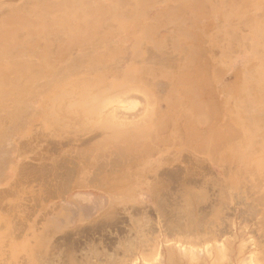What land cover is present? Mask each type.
I'll use <instances>...</instances> for the list:
<instances>
[{
    "label": "rangeland",
    "instance_id": "obj_1",
    "mask_svg": "<svg viewBox=\"0 0 264 264\" xmlns=\"http://www.w3.org/2000/svg\"><path fill=\"white\" fill-rule=\"evenodd\" d=\"M0 83V264H264V0H0Z\"/></svg>",
    "mask_w": 264,
    "mask_h": 264
},
{
    "label": "bare ground",
    "instance_id": "obj_2",
    "mask_svg": "<svg viewBox=\"0 0 264 264\" xmlns=\"http://www.w3.org/2000/svg\"><path fill=\"white\" fill-rule=\"evenodd\" d=\"M154 2H156V1H154ZM49 3H50V2H49ZM53 3H54V2H53ZM58 3H59V2H58ZM143 3H144V1H143ZM55 4H56V3H55ZM147 4H149V3H147ZM152 5H153V4H152ZM152 5H150V6H152ZM55 6H56V5H55ZM139 6H140V5H139ZM142 6H143V5H142ZM98 10H99V9H98ZM83 30H84V29H83ZM84 33H85V32H84ZM133 72H134V71H133ZM90 79H91V78H90ZM120 79H121V78H120ZM142 79H144V78H142ZM8 82H10V81H8ZM1 83H2V82H1ZM1 83H0V85H1ZM1 86H3V84H2ZM8 86H9V85H8ZM141 86H142V85H141ZM139 87H140V86H139ZM124 88H125V87H124ZM144 88H145V87H144ZM5 89H6V88H5ZM134 89H135V88H134ZM140 89H141V87H140ZM1 90H2V88L0 89V91H1ZM123 90H124V89L122 88V91H123ZM142 90H144V89L142 88ZM129 91H130V90H129ZM176 91H177V90H176ZM2 92H3V91H2ZM61 92H62V91H61ZM116 92H117V91H116ZM120 92H121V91H120ZM125 92H126V91H125ZM125 92H124V95L127 93V92H126V93H125ZM3 93H4V92H3ZM145 93H146V92H145ZM170 93H171V92H170ZM61 94H62V93H61ZM101 94H102V93H101ZM101 94H99V95H101ZM127 94H128V93H127ZM146 94H147V93H146ZM97 95H98V94H97ZM97 95L94 94L95 97H96ZM120 95H121V94H120ZM120 95H119V96H120ZM124 95H123V96H124ZM102 96L104 97V95H102ZM102 96H101V97H102ZM116 96H117V95H116ZM126 96H127V95H126ZM149 96L151 97L150 94H149ZM149 96H148V98H149ZM59 97H60V96H59ZM63 97H64V95H63ZM101 97L99 96V98H101ZM106 97H107V96H106ZM107 98H108V97H107ZM107 98H106V99H107ZM74 99H75V98H74ZM94 99L97 100V98H94ZM102 99H103V98H102ZM109 99H111V97H110ZM100 100H101V99H100ZM152 100H153V99H152ZM56 101H57V100H56ZM93 101H94V100H93ZM98 101H99V100H97V102H98ZM120 101H121V100H120ZM124 101H125V100H124ZM131 101H132V100H131ZM94 102H95V101H94ZM97 102H96V104H98ZM99 102H102V100L99 101ZM122 102H123V101H122ZM91 103H92V102H91ZM111 103H112V102H111ZM169 103H170V102H169ZM94 104H95V103H94ZM96 104H95V106H96L97 109H96V108H95V109H96V112H97L98 109L101 110V109H100V107H101L100 104H101V103L99 104V108H98V105H96ZM121 104H122V103H121ZM125 104H126V102H125ZM131 104H132V103H131ZM85 105H86V104H85ZM89 105H91V104H89ZM116 105H117V103H116ZM118 105H120V104L118 103ZM53 106H54V105H53ZM92 106H93V105H92ZM121 106H122V105H121ZM128 106H129V105H128ZM132 106H133V105H132ZM78 107H79V106H78ZM85 107H88V106H85ZM129 107H131V106H129ZM80 108H81V107H80ZM88 108H89V111H92V110L90 109L91 107H88ZM101 108H102V107H101ZM124 108H126V107H124ZM127 108H128V107H127ZM198 108H199V107H198ZM95 109H94V110H95ZM102 109H103V108H102ZM115 109H117V108L115 107ZM125 111H126V110H125ZM129 111H130V110H129ZM132 111H133V110H132ZM96 112H95V113H96ZM115 112H116V111H115ZM123 112H124V110H123ZM229 112H230V111H229ZM71 113H72V112H71ZM95 113H94V114H95ZM113 113H114V111H113ZM125 113H126V112H125ZM87 114H89L88 116H91L90 113H87ZM94 114H93V116H94ZM111 114H112V113H111ZM221 114H222V113H221ZM231 114H232V113H231ZM114 115H115V114H114ZM119 115H120V114H119ZM112 116H113V114H112ZM116 116H117V114H116ZM106 117H107V116H106ZM109 117H110V116H109ZM129 117H130V116H129ZM213 117H214V116H213ZM84 118H85V117H84ZM85 119H87V118H85ZM93 119H94V118H93ZM109 119H110V118H109ZM118 119H119V118H118ZM124 119H125V117H124ZM111 120H112V119H111ZM60 121H61V120H60ZM109 121H110V120H109ZM109 121H108V122L106 121V122L109 124ZM113 121H114V119H113ZM116 121H117V120H116ZM106 122H104V123H106ZM123 122H124V121H123ZM219 122H220V121H219ZM134 124H135V123H134ZM142 124H143V123H142ZM89 125H90V123H89ZM102 125H103V124H102ZM131 125L133 126V124H131ZM107 126H108V125H107ZM110 126L112 127L111 122H110L109 127H110ZM115 126H116V125H115ZM129 126H130V125H129ZM102 127H103V126H102ZM104 127H105V126H104ZM109 127H108V128H109ZM117 127L120 128L119 124H118ZM135 127H136V126H135ZM139 127H140V126H139ZM169 127H170V126H169ZM254 127H255V126H254ZM100 128H101V127H100ZM112 128H113V127H112ZM131 128H132V127H131ZM131 128H128V129L131 130ZM140 128H141V127H140ZM221 128L223 129V127H221ZM106 129H107V128H106ZM113 129H114V128H113ZM115 129H116V128H115ZM115 129H114V130H115ZM238 129H240V128L238 127ZM109 130H110V129H109ZM132 130H133V129H132ZM136 130H137V128H136ZM104 131H105V130H104ZM111 131H112V130H111ZM125 131H126V130H125ZM143 131H144V130H143ZM220 131H221V130H220ZM71 132H72V131H71ZM100 132H101V131H100ZM132 132H133V131H132ZM222 132H223V131H222ZM113 133L115 134L116 131L113 132ZM123 133H125V132H123ZM126 133H127V131H126ZM215 133H216V132H215ZM117 134H118V133H117ZM97 135H98V134H97ZM101 135H102V134H101ZM101 135H100V136H101ZM107 135H109V134H107ZM115 135H116V134H115ZM125 135H126V134H125ZM95 136H96V135H95ZM109 136H110V135H109ZM97 137H98V136H97ZM105 137H106V136H105ZM118 137H119V136H118ZM217 137H218V136H217ZM223 137H224V136H223ZM255 137H256V135H255ZM114 138H115V137H114ZM219 138H220V137H219ZM219 138H218V140H219ZM92 139H93V138H92ZM103 139H105V138H103ZM232 139H233V138H232ZM262 139H263V138H262ZM116 140H118V139H116ZM221 140H222V138H221ZM229 140H230V139H229ZM219 141H220V140H219ZM262 141H263V140H262ZM115 142H116V141H115ZM91 143H92V142H91ZM263 143H264V142H263ZM92 144H93V143H92ZM216 144H217L216 146H218L219 142L217 141ZM83 145H84V144H83ZM220 145H221V143H220ZM222 145H223V144H222ZM92 146H93V145H92ZM213 146H214V145H213ZM84 147H85V146H84ZM220 147H222V146H220ZM220 147H219V148H220ZM87 148H88V147H87ZM93 149H94V148H93ZM220 149H221V148H220ZM217 151L219 152V150H217ZM86 152H87V151H86ZM87 153H88V152H87ZM217 154H218V153H217ZM4 156H5V155H4ZM4 159H5V157H4ZM65 161H66V160H65ZM117 162H118V161H117ZM216 162H217V161H216ZM71 163H72V162H71ZM226 165H227V164H226ZM226 165H225V166H226ZM224 168H225V167H224ZM48 170H50V169H48ZM59 170H60V169H59ZM223 170H224V169H223ZM34 171H35V169H34ZM46 172H47V171H46ZM60 172H61V171H60ZM60 172H59V173H60ZM41 173H43V172H41ZM248 173H249V172H248ZM171 174H172V173H171ZM181 174H182V173H181ZM193 174H195V173H193ZM51 175H53V174H51ZM51 175L49 174V175H46V176H51ZM60 175H61V174H60ZM98 176H99V175H98ZM41 177H42V176H41ZM186 177H187V176H186ZM247 177H248V176H247ZM49 178H50V177H49ZM52 178H53V177H52ZM159 178H160V176H159ZM193 178H194V177H193ZM193 178H192V179H193ZM257 178H258V177H257ZM46 179H47V178H46ZM46 179H45V180H46ZM258 180H259V179H258ZM260 180H262V179H260ZM263 180H264V179H263ZM254 181H256L255 178H254ZM248 182H249V181H248ZM258 182H259V181H258ZM43 183H44V182H43ZM201 183H202V182H201ZM215 183H216V182H215ZM252 183H253V182H252ZM39 184H40V183H39ZM52 184H53V182H52ZM253 184H254V183H253ZM258 184H259V183H258ZM260 184H261V181H260ZM240 185H241V184H240ZM49 186H50V185H49ZM54 186H55V185H54ZM170 186H171V185H170ZM251 186H254V185L251 184ZM261 186H262V185H261ZM261 186H260V188H261ZM47 187H48V186H47ZM240 187H241V186H240ZM242 187H243V185H242ZM50 188H51V187H50ZM237 188H239V187H237ZM171 189H172V188H171ZM239 189H240V188H239ZM241 189H243V188H241ZM248 189H250V188H249V185H248L247 191H248ZM251 189H253V188H251ZM257 189L259 190V188H257ZM217 190H218V189H217ZM245 190H246V189H245ZM129 191H130V190H129ZM249 191H251V190H249ZM249 191H248V192H249ZM263 191H264V190H263ZM51 192H52V191H51ZM232 192H233V191H232ZM240 192H241V191H240ZM248 192H246V194H248ZM252 192H255V191L253 190ZM252 192H251V193H252ZM45 193H46V192H45ZM237 193H238V191H237ZM262 193H264V192H262ZM228 195H229V194H228ZM250 195H251V194H250ZM169 196H170V195H169ZM222 196H223V195H222ZM252 196H253V195H252ZM257 196H259V195H257ZM262 196H263V195H262ZM166 197H168V196H166ZM172 197H173V195H172ZM208 197H209V196H208ZM228 197H229V196H228ZM233 197H234V196H233ZM239 197H241V196H239ZM239 197H238V198H239ZM164 199H165V198H164ZM169 199H171V198H169ZM175 199H176V198H175ZM221 199H222V198H221ZM230 199H231V198H230ZM240 199H241V198H240ZM252 199H253V198H252ZM252 199H250V202H251ZM254 199H256V198H254ZM171 200H172V199H171ZM222 200H223V199H222ZM227 200H228V199H227ZM244 200H245V199H244ZM179 201H180V200H179ZM225 201H226V200H225ZM242 201H243V200H242ZM256 201H259V200H256ZM260 201H261V200H260ZM260 201H259L258 203H260ZM261 202H262V201H261ZM178 203H179V202H178ZM221 203H222V201H221ZM223 203H224V202H223ZM226 203H227V201H226ZM86 204H87V203H86ZM100 204H101V203H100ZM261 204H262V203H261ZM261 204H260V205H261ZM263 204H264V203H263ZM263 204H262V206H263ZM90 205H91V203H90ZM90 205H88V206H90ZM98 205H99V204H98ZM101 205H102V204H101ZM101 205H100V206H101ZM158 205H159V204H158ZM161 205H162V204H161ZM179 205H180V203H179ZM222 205H224V204H222ZM222 205H220V206H222ZM227 205H228V204H227ZM238 205H239V204H238ZM95 206H96V205H95ZM218 206H219V205H218ZM256 206H258V205L256 204ZM229 207H230V206H229ZM245 207H248V206H245ZM252 207H255V206H252ZM98 208H99V207H98ZM171 208H172V207H171ZM213 208H214V207H213ZM160 209H161V208H160ZM168 209H169V208H168ZM221 209H222V208H221ZM241 209H242V208H241ZM249 209H251V207H249ZM253 209H255V208H253ZM260 209H261V207H260ZM87 210H88V209H87ZM92 210H93V209H92ZM134 210H136V209H134ZM199 210H200V209H199ZM219 210H220V209H219ZM255 210H256V209H255ZM255 210H254V211H255ZM257 210H258V209H257ZM257 210H256V211H257ZM145 211H146V210H145ZM147 211H148V210H147ZM181 211H182V209H181ZM192 211H193V208H192ZM208 211H209V210H208ZM223 211H224V209H223ZM226 211H227V210H226ZM233 211H234V210H233ZM244 211H245V210H244ZM244 211H243V212H244ZM254 211H253V212H254ZM256 211L254 212L255 215L259 212V210H258L257 212H256ZM162 212H163V211H162ZM169 212H171V211H169ZM224 212H225V211H224ZM248 212H249V211H248ZM248 212H247V213H248ZM250 212H251V210H250ZM181 213H182V212H181ZM208 213H209V212H208ZM244 213H245V212H244ZM244 213H243V214H244ZM189 214H190V213H189ZM191 214H193V212H191ZM191 214H190V215H191ZM202 214H203V212H202ZM209 214H210V213H209ZM209 214H208V215H209ZM239 214H240V213H239ZM251 214L253 215V213H251ZM251 214L249 213V215H251ZM149 215H150V214H149ZM173 215H175V214H173ZM252 215H251V217H252ZM257 215H259V214H257ZM262 215H264V213H262ZM166 216H167V214H166ZM183 216H184V214H183ZM247 216H248V215H247ZM253 216H254V215H253ZM148 217H149V216H148ZM218 217H219V216H218ZM161 218H163V217H161ZM179 218H180V217H179ZM208 218H209V217H208ZM256 218H257V216H256ZM201 219H202V218H201ZM209 219H210V218H209ZM218 219H219V218H218ZM136 220H138V219H136ZM147 220H149V219H147ZM167 220H169V219H167ZM213 220H214V219H213ZM149 221H150V220H149ZM149 221H148V223H149ZM209 221H210V220H209ZM243 221H244V220H243ZM260 221L263 222V220H260ZM68 222H69V223H72L71 220L68 221ZM161 222H162V220H161ZM164 222H165V220H164ZM166 222H167V221H166ZM170 222H171V221H170ZM170 222H169V223H170ZM172 222H173V221H172ZM177 222H178V221H177ZM180 222H181V220H180ZM189 222H190V221H189ZM218 222H219V221H218ZM218 222H217V223H218ZM244 222H246V221H244ZM257 222H258V221H257ZM262 222H261V224H262ZM75 223H76V222H75ZM138 223H139V222L137 221V224H138ZM144 223H145V222H144ZM175 223H176V222H175ZM181 223H182V222H181ZM217 223H216V224H217ZM241 223H242V222H241ZM246 223H247V222H246ZM255 223H256V222H255ZM110 224H111V223H110ZM135 224H136V222H135ZM149 224H151V223H149ZM152 224H153V223H152ZM170 224H171V223H170ZM172 224H173V223H172ZM176 224H177V223H176ZM176 224H175L176 227H174V228H173V226L171 225L172 227H171V228H168V232H173V231H175L176 228H177V225H176ZM199 224H200V223H199ZM207 224H208V223H207ZM210 224H211V223H210ZM256 224L259 225L260 223H256ZM144 225H145V224H144ZM156 225H157V224H156ZM173 225H174V224H173ZM181 225H182V224H181ZM205 225H206V224H205ZM208 225H209V224H208ZM263 225H264V224H263ZM263 225H262V226H263ZM96 226H97V225H96ZM139 226H140V225H139ZM148 226H149V225H148ZM211 226H212V224H211ZM222 226H223V225H222ZM162 227H163V226H162ZM164 227H165V226H164ZM181 227H182V226H181ZM200 227H202V226H200ZM219 227H220V226H219ZM225 227H226V226H225ZM260 227H261V226H260ZM100 228H102V227H100ZM148 228H149V227H148ZM189 228H190V227H189ZM202 228H203V227H202ZM202 228H201V229H202ZM213 228H214V227H213ZM217 228H218V227H217ZM217 228H216V230H217ZM220 228H221V227H220ZM256 228H257V226H256ZM258 228H259V227H258ZM263 228H264V227H263ZM263 228H262V230H263ZM141 229H142V228H141ZM177 229H180V228H177ZM199 229H200V228H199ZM210 229H211V228H210ZM218 229H219V228H218ZM224 229H226V228H224ZM259 229H260V228H259ZM145 230H146V229H145ZM147 230H148V229H147ZM147 230H146V231H147ZM149 230H151V229H149ZM149 230H148V231H149ZM208 230H209V228H208ZM243 230H244V229H243ZM260 230H261V229H260ZM96 231H97V230H96ZM119 231H120V230H119ZM128 231H129V230H128ZM148 231H147V232H148ZM201 231H202V230H201ZM227 231H228V230H227ZM165 232H167V230H166ZM177 232H178V231H177ZM179 232H180V231H179ZM218 232H219V231H218ZM218 232H217V233H218ZM251 232H252V231H251ZM82 233H83V232H82ZM91 233H92V232H91ZM150 233H151V232H150ZM174 233H175V232H174ZM214 233H215V232H214ZM219 233H220V232H219ZM258 233H259V232H258ZM21 234H22V233H21ZM21 234H20V235H21ZM80 234H81V233H80ZM89 234H90V233H89ZM109 234H110V233H109ZM158 234H159V233H158ZM168 234H169V233H168ZM222 234H223V233H222ZM261 234H263V233L261 232ZM17 235H19V234H17V233H12V232L10 233V247H9V252H8V258H9V260H10L11 262H13L14 258H16V254H17V257H18L19 252H20V250H21V247H19V246H17V245H16V246L13 245V240H15V238H18ZM20 235H19V237H20ZM76 235H77V234H76ZM128 235H129V232H128ZM149 235H150V234H149ZM149 235H148V236H149ZM166 235H167V234H166ZM178 235H180V234H178ZM186 235H187V234H186ZM47 236H48V237H47ZM47 236H45V237L49 238L50 235H47ZM146 236H147V234H146ZM157 236H158V235H157ZM159 236H160V235H159ZM159 236H158V237H159ZM183 236H184V234H183ZM202 236H204V235H202ZM205 236H206V235H205ZM263 236H264V235H263ZM45 237H41L39 240H42V238H43V241H46L47 239H46ZM50 237H51V236H50ZM69 237H70V235H65L64 238H67V240H68ZM132 237H133V236H132ZM141 237H143V236L141 235ZM165 237H166V236H165ZM180 237H181V236H180ZM180 237H179V239H180ZM206 237H207V236H206ZM135 238H136V237H135ZM145 238H147V237H145ZM149 238H150V237H149ZM175 238H176V237H175ZM86 239H87V237H86ZM92 239H93V238H92ZM140 239H141V238H140ZM147 239H148V238H147ZM187 239H188V238H187ZM187 239H186V240H187ZM257 239H258V238H257ZM259 239H260V238H259ZM263 239H264V237H263ZM82 240H83V239H82ZM113 240H114V239H113ZM137 240H139V239L137 238ZM155 240H156V239H155ZM173 240H174V239H173ZM204 240H205V239H204ZM213 240H214V239H213ZM216 240H217V239H216ZM226 240H227V239H226ZM110 241H111V240H110ZM141 241H142V240H141ZM170 241H171V240H170ZM192 241H194V240H192ZM62 242H63V241H62ZM74 242H75V241H74ZM106 242H107V241H106ZM113 242H114V241H113ZM115 242H116V241H115ZM155 242H156V241H155ZM165 242H166V240H165ZM167 242H168V240H167ZM172 242H173V241H172ZM183 242H184V241H183ZM197 242H198V241H197ZM95 243H96V242H95ZM95 243H94V244H95ZM142 243H143V242H142ZM149 243H150V242H149ZM179 243H180V242H179ZM187 243H188V242H187ZM207 243H208V241H207ZM122 244H123V243H122ZM126 244L131 245L132 243H131V241H130V244H129V243H126ZM147 244H148V243H147ZM147 244H146V245H147ZM188 244H189V243H188ZM259 244H260V243H259ZM75 245H76V244H75ZM84 245H85V244H84ZM111 245H112V244H111ZM111 245H109V246H111ZM114 245H115V244H114ZM144 245H145V244H144ZM144 245H143V246H144ZM155 245H157V244H155ZM167 245H168V244H167ZM226 245H227V244H226ZM228 245H229V244H228ZM80 246H81V245H80ZM93 246H94V245H93ZM125 246H126V245H125ZM147 246H148V245H147ZM152 246H153V245H152ZM257 246H258V245H257ZM259 246H260V245H259ZM18 247H19V248H18ZM136 247H137V246H129V247L126 246L125 248H123V253L125 252V254L128 253V254L131 255V254L134 253V251L137 249ZM170 247H171V246H170ZM247 247H248V246H247ZM73 248H74V247H73ZM83 248H84V247H83ZM117 248H118V247H117ZM119 248H120V247H119ZM147 248H148V247H147ZM151 248H152V247H151ZM222 248H223V247H222ZM43 249H44V248H43ZM95 249H98V248H95ZM111 249H113V248H111ZM142 249H143V248H142ZM144 249H145V248H144ZM158 249H159V248H158ZM224 249H225V248H224ZM261 249L264 250V247L261 248ZM74 250H75V249H74ZM89 250H90V249H89ZM100 250H101V249H100ZM100 250H97V251H100ZM104 250H105V247H104ZM104 250H103V251H104ZM148 250H149V249H148ZM187 250H188V249H187ZM226 250H227V249H226ZM82 251H83V250H82ZM97 251H94V248H93V252H92L93 254L90 252V253H86V256L84 255V257H85V259H86L85 264H99V263L103 262V260H104V259H102L103 254H100V252L98 253ZM105 251H106V250H105ZM117 251H118V250H117ZM117 251H116V252H117ZM120 251H121V249H120ZM143 251L146 252L147 250H143ZM169 251H173V250H169ZM177 251H178V250H177ZM182 251L185 252L186 249L183 250V248H182ZM197 251H199V250H197ZM88 252H89V251H88ZM114 252H115V251H114ZM141 252H142V250H141ZM188 252H189V251H188ZM262 252L264 253V251H262ZM46 253H47V252H44V250H42V252L40 253V254H41V258L38 259L39 262H41L42 264H53V263H54V262H53L54 257H53L52 260H46V255H47ZM75 253H76V252H75ZM81 253H82V252H81ZM102 253H103V252H102ZM149 253H151V251H150ZM153 253L155 254V252H153ZM185 253H187V252H185ZM190 253L193 254L194 251H193V250H192V251L190 250ZM258 253L260 254V252H258ZM87 254H88V255H87ZM90 254H91V255H90ZM125 254H123V255H125ZM145 254H146V253H145ZM145 254H144V255H145ZM147 254H148V253H147ZM154 254H153V255H154ZM157 254H158V253H157ZM157 254H156V255H157ZM171 254H172V253H171ZM14 255H15V256H14ZM81 255H82V254H81ZM105 255H106V254H105ZM123 255H122V256H123ZM140 255H141V254H140ZM142 255H143V254H142ZM142 255H141V256H142ZM149 255H150V254H149ZM168 255H169V259H168V257H167V259H168V260H167V261H168L167 263H168V264H175L176 262H177V264H178V261L176 260L177 258L175 259V260H176V262H175V260H174L175 256H172L173 254H172L171 256H170V254H168ZM168 255H167V256H168ZM178 255H180V253H178ZM185 255H187V254H185ZM193 255H194V254H193ZM237 255H238V253H237ZM50 256H51V254H50ZM88 256H89V258H87ZM259 256L262 257L261 255H259ZM107 257H108V258H107ZM125 257H126V255H125ZM125 257H124V258H125ZM132 257H133V256H132ZM134 257H136L135 254H134ZM142 257H143V256H142ZM145 257H146V256H145ZM193 257H194V256H193ZM199 257H200V256H199ZM263 257H264V256H263ZM263 257H262V258H257V261H256V262H258L259 259H262V260H263ZM48 258H49V257H48ZM51 258H52V257H51ZM51 258H50V259H51ZM55 258H56V257H55ZM103 258H105V257H103ZM121 258H122V257H121ZM143 258H144V257H143ZM74 259H75V258L72 259L71 257H68V262H67L66 264H78L77 261H74ZM87 259H88V260H87ZM105 259H106V261L108 260V261L106 262L107 264H119V263L117 262V256H113V255L107 256V255H106V258H105ZM119 259H120V258H119ZM132 259H133V258H132ZM135 259H136V258H135ZM194 259H195V258H194ZM255 259H256V258H254V260H255ZM75 260H77V259H75ZM121 260L123 261V260H125V259H121ZM136 260H137V259H136ZM147 260H148V259H147ZM178 260H179V259H178ZM262 260H260V261H262ZM24 261H25V260H24ZM24 261H23V262H24ZM78 261H79V260H78ZM83 261H84V260H83ZM122 261H121V262H122ZM145 261H146V260H145ZM179 261H180V260H179ZM23 262H22V263H23ZM52 262H53V263H52ZM108 262H109V263H108ZM124 262H125V261H124ZM124 262H123V263H124ZM185 262H186V261H185ZM202 262H203V261H202ZM263 262H264V260H263ZM103 263H104V262H103ZM103 263H102V264H103ZM181 263H182V261H181ZM260 263H261V262H260ZM54 264H55V263H54ZM79 264H80V263H79ZM81 264H82V263H81ZM124 264H125V263H124ZM188 264H189V263H188ZM190 264H191V261H190ZM203 264H204V263H203ZM257 264H258V263H257Z\"/></svg>",
    "mask_w": 264,
    "mask_h": 264
}]
</instances>
